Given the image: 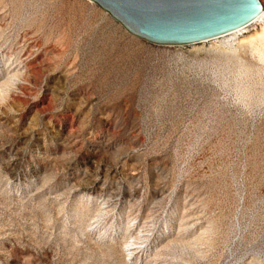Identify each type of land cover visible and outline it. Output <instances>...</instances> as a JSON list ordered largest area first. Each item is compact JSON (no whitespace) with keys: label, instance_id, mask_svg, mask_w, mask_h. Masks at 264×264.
I'll list each match as a JSON object with an SVG mask.
<instances>
[{"label":"rangeland","instance_id":"1","mask_svg":"<svg viewBox=\"0 0 264 264\" xmlns=\"http://www.w3.org/2000/svg\"><path fill=\"white\" fill-rule=\"evenodd\" d=\"M0 264H264V20L163 45L0 0Z\"/></svg>","mask_w":264,"mask_h":264},{"label":"water","instance_id":"2","mask_svg":"<svg viewBox=\"0 0 264 264\" xmlns=\"http://www.w3.org/2000/svg\"><path fill=\"white\" fill-rule=\"evenodd\" d=\"M130 34L163 45H186L224 36L252 22L260 0H90Z\"/></svg>","mask_w":264,"mask_h":264},{"label":"bare ground","instance_id":"3","mask_svg":"<svg viewBox=\"0 0 264 264\" xmlns=\"http://www.w3.org/2000/svg\"><path fill=\"white\" fill-rule=\"evenodd\" d=\"M261 2V1H260ZM264 20V7L262 6V10L261 12L255 17V19L250 22L249 24H247L246 26L242 27V28H239V29H236L234 30L233 32L229 33V34H226L224 36H221V37H217V38H214L212 40H209V41H204L203 43H206V42H217L218 39H221V38H227V37H230V36H235V35H241V34H244L246 33V29L247 27H249L251 24H255V23H260L261 21ZM202 43V42H201Z\"/></svg>","mask_w":264,"mask_h":264}]
</instances>
